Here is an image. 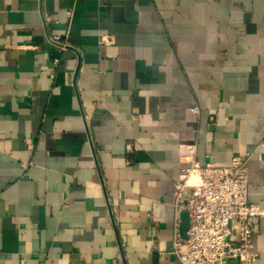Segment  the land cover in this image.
I'll return each mask as SVG.
<instances>
[{
    "label": "crops",
    "instance_id": "crops-1",
    "mask_svg": "<svg viewBox=\"0 0 264 264\" xmlns=\"http://www.w3.org/2000/svg\"><path fill=\"white\" fill-rule=\"evenodd\" d=\"M246 154L264 208V0H0V264H176L181 174Z\"/></svg>",
    "mask_w": 264,
    "mask_h": 264
},
{
    "label": "built area",
    "instance_id": "built-area-1",
    "mask_svg": "<svg viewBox=\"0 0 264 264\" xmlns=\"http://www.w3.org/2000/svg\"><path fill=\"white\" fill-rule=\"evenodd\" d=\"M51 43L60 50L68 47L53 36ZM57 65V60L54 61ZM198 114L197 108L191 110ZM131 153V147H127ZM191 157L194 147L189 148ZM234 156L225 167L191 161L175 185L173 246L176 264H255L259 254L254 250L255 221L264 218V208L248 202L247 161ZM129 165V164H128ZM182 213L188 227L182 237Z\"/></svg>",
    "mask_w": 264,
    "mask_h": 264
},
{
    "label": "water",
    "instance_id": "water-1",
    "mask_svg": "<svg viewBox=\"0 0 264 264\" xmlns=\"http://www.w3.org/2000/svg\"><path fill=\"white\" fill-rule=\"evenodd\" d=\"M183 216H184V219H183L182 224H181V235H182V237H184V234H185L187 227H188L187 214L183 213Z\"/></svg>",
    "mask_w": 264,
    "mask_h": 264
}]
</instances>
